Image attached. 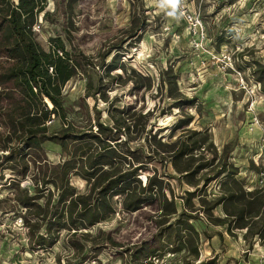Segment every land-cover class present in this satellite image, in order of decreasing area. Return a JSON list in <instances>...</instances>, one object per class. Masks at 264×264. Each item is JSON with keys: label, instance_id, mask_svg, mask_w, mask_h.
<instances>
[{"label": "rangeland", "instance_id": "rangeland-1", "mask_svg": "<svg viewBox=\"0 0 264 264\" xmlns=\"http://www.w3.org/2000/svg\"><path fill=\"white\" fill-rule=\"evenodd\" d=\"M39 4L43 5L32 31L41 46L46 50L62 46L69 55L85 59H79L82 71L60 89L64 121L50 115L46 137L33 139L28 148L21 140H12L11 146L20 153L15 162L6 161V149L1 147L6 108L0 111V264H264V236L245 234V228L228 233L225 225L212 221L225 217L220 205L208 214L201 209L212 206L226 178L224 174L213 178L210 171L219 157L226 169L237 168L245 190H264V72H258L260 66L264 68V0H43ZM184 8L204 23L206 39L201 43L182 18ZM0 67L6 68L5 57H0ZM88 81L91 85L86 86ZM19 92L6 88V82L0 84V105L4 97L7 106L20 101ZM97 123L117 140L93 138ZM191 130L199 132L190 137L200 145L193 153L203 154L193 166L215 157L193 176L199 182L191 199L196 211L188 212L196 217L189 223L199 232L197 256L175 234L163 231L176 217L156 226L158 197L147 193V200L135 211L123 207V194H112L111 212L93 226L77 229L74 235L75 230L50 226L48 233V218L58 220L69 200L59 202L60 175L55 177L60 188L44 184L52 167L69 160L72 168L67 177L74 195L95 197L92 180L83 177L86 169L81 166L107 156L102 149L105 142L119 154L126 147L135 151L138 162L133 156L125 161L117 157L116 166L125 170L142 164L135 180L144 184L155 173L161 192L167 199L173 195L177 212L181 211L184 191L194 187L174 169L170 153L150 152L156 147L151 137L171 142ZM22 153L27 164L24 174ZM204 178L209 181L203 182ZM25 192L36 195L34 204L41 210L20 203ZM35 212L40 219L37 234H49L42 247L30 238L24 223ZM261 224L260 219L257 228Z\"/></svg>", "mask_w": 264, "mask_h": 264}, {"label": "trees", "instance_id": "trees-1", "mask_svg": "<svg viewBox=\"0 0 264 264\" xmlns=\"http://www.w3.org/2000/svg\"><path fill=\"white\" fill-rule=\"evenodd\" d=\"M42 1L17 0L14 3V0H0V57L6 58V68L0 67V84L6 82V88L19 90L22 97L20 101H12L8 106L4 97L2 105H0V111L6 108L2 117L3 125L6 127V135L1 138L4 143L1 147L7 152L6 161L15 162L20 154L11 146L12 140L19 139L24 148H28L33 139L46 137V123L50 121V115L57 117L62 122L64 121L65 112L60 99V89L66 81L77 74V71L83 69V64L80 62V60L85 59L83 56L69 55L62 46L53 50H46L37 41L32 26L36 12L41 11L43 4L40 6L39 3ZM87 64L90 63L87 62ZM259 71L264 72V68L260 66ZM87 85H91V81H88ZM180 123L183 122L181 121L177 125ZM120 128L118 127V129ZM105 131L111 133L110 129L97 123L96 133L92 134V137L100 139L101 142L117 140V138H112L109 134L103 133ZM186 133H180L171 142L155 141V136H152L156 147L150 148L153 155H158V151L164 154L170 153V161L174 169L182 174L184 182L194 187L191 191H184V195L181 197L184 208L181 211L177 212L173 195L167 199L161 192V182L156 178L155 173L149 176L144 184H141L139 180H135L134 176L137 170L143 169L142 164L133 167L128 165V169L125 170H121L118 165L116 166L114 161L117 157L125 161L127 156H133L137 161L138 157L134 156L135 151L126 147L125 151L119 154L115 152L110 143L105 142L102 149L107 156L99 161H92L81 166V168L85 167L86 169L82 174L83 177L92 180V191L96 190L95 197H92L90 193L74 195L67 177L69 169L72 168L69 160L52 167L51 178L45 180L44 184L50 183L54 188H60L55 178L60 175L63 186L60 190L59 202L65 203L68 198L69 200L66 209L57 218L58 220L55 221L54 216L48 218V233L51 231L50 226H54L55 229L75 230L71 235L77 233V229L93 226L102 220L105 214L111 212L108 197L112 194H123V207L126 210L135 211L147 200L145 197V193H147L149 196L156 195L158 197L160 214H158L159 220L155 222L156 226H161L169 222L167 219L176 217L175 222H169L163 231L175 234L179 243L183 244L193 256H197L199 232L189 223V220L196 219V217L188 212L189 208L190 211H196L191 199L198 190L199 182L194 181L193 176L205 165L212 164L215 157L207 158L202 164L193 166L192 162L203 158L202 153L199 155L193 153L195 150L199 151L200 145L197 144V140H190V137L198 135L199 132L191 130ZM23 156L22 153L19 157V160H22V174L27 170ZM221 158L219 157L217 164L211 167L210 171L213 172V178H217L221 174H224L223 176L226 178L220 183L219 195L213 200L212 206L208 209H201H204V212L208 214L207 210L220 205L225 217L222 219L215 218L212 221L215 224L225 225L228 233H232L234 228H245V234L264 236V232L261 230L264 228V218H261V213L264 212V190L261 188L245 190L243 182L236 176L238 174L237 168L230 165V168L226 169L224 158ZM182 179L176 178L179 184L182 183ZM202 181L206 183L209 179L204 178ZM36 198V195H28L25 192L20 203L29 210L32 206L38 209L39 206L34 204ZM199 201L204 207L205 200L200 197ZM77 205L78 211L76 216H73ZM38 216L39 212L32 213L31 216L25 217L24 223L30 238L42 247L49 234L46 236L37 234L40 226ZM260 219L262 224L257 228L256 225ZM87 234L85 232V235ZM51 238H55V236L52 235ZM109 241L112 243L110 238ZM208 263L210 262L206 264Z\"/></svg>", "mask_w": 264, "mask_h": 264}, {"label": "built area", "instance_id": "built-area-1", "mask_svg": "<svg viewBox=\"0 0 264 264\" xmlns=\"http://www.w3.org/2000/svg\"><path fill=\"white\" fill-rule=\"evenodd\" d=\"M181 15L183 20L190 26H192V32L195 36H197L198 39H200L198 42H202V40L206 39L205 34V26L202 21V19L199 17V15H195L193 12H189L187 9H183L181 11ZM197 39V40H198ZM195 42V46L199 47V43Z\"/></svg>", "mask_w": 264, "mask_h": 264}, {"label": "clouds", "instance_id": "clouds-1", "mask_svg": "<svg viewBox=\"0 0 264 264\" xmlns=\"http://www.w3.org/2000/svg\"><path fill=\"white\" fill-rule=\"evenodd\" d=\"M172 2L174 3V2H175V0H172Z\"/></svg>", "mask_w": 264, "mask_h": 264}]
</instances>
